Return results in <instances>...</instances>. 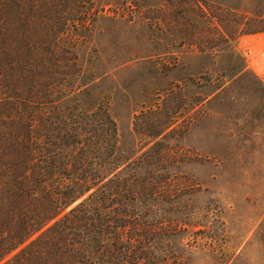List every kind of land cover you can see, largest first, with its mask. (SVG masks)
Returning <instances> with one entry per match:
<instances>
[{
	"label": "trees",
	"instance_id": "obj_1",
	"mask_svg": "<svg viewBox=\"0 0 264 264\" xmlns=\"http://www.w3.org/2000/svg\"><path fill=\"white\" fill-rule=\"evenodd\" d=\"M94 2L0 0V264H162L155 245L184 231L166 216L179 206L168 209L163 157L154 171L117 152L96 60L79 54ZM180 4L167 15L183 23L154 27L178 47L264 32V0Z\"/></svg>",
	"mask_w": 264,
	"mask_h": 264
},
{
	"label": "rangeland",
	"instance_id": "obj_2",
	"mask_svg": "<svg viewBox=\"0 0 264 264\" xmlns=\"http://www.w3.org/2000/svg\"><path fill=\"white\" fill-rule=\"evenodd\" d=\"M171 8L180 0H95L79 54L96 60L122 162L155 171L163 157L179 206L166 216L187 225L155 245L162 264H264V32L201 53L154 30L184 22Z\"/></svg>",
	"mask_w": 264,
	"mask_h": 264
}]
</instances>
